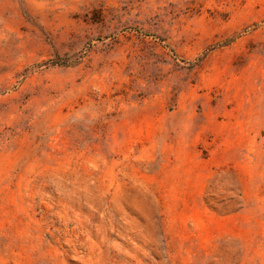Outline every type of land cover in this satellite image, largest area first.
Masks as SVG:
<instances>
[{"label":"rangeland","instance_id":"374dc122","mask_svg":"<svg viewBox=\"0 0 264 264\" xmlns=\"http://www.w3.org/2000/svg\"><path fill=\"white\" fill-rule=\"evenodd\" d=\"M0 264H264V0H0Z\"/></svg>","mask_w":264,"mask_h":264}]
</instances>
